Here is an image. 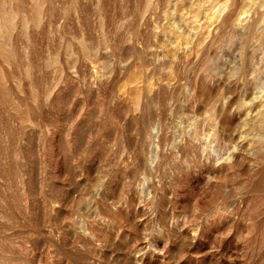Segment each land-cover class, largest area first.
Segmentation results:
<instances>
[{"label": "rangeland", "instance_id": "rangeland-1", "mask_svg": "<svg viewBox=\"0 0 264 264\" xmlns=\"http://www.w3.org/2000/svg\"><path fill=\"white\" fill-rule=\"evenodd\" d=\"M0 264H264V0H0Z\"/></svg>", "mask_w": 264, "mask_h": 264}]
</instances>
